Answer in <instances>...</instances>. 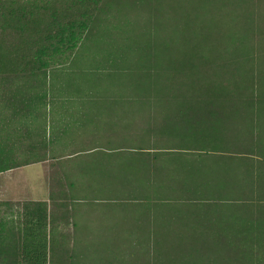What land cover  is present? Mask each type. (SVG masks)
Returning <instances> with one entry per match:
<instances>
[{
  "label": "trees",
  "instance_id": "1",
  "mask_svg": "<svg viewBox=\"0 0 264 264\" xmlns=\"http://www.w3.org/2000/svg\"><path fill=\"white\" fill-rule=\"evenodd\" d=\"M89 43L105 44L101 64L113 59L111 66L118 67L123 60L127 69L121 67L128 77L143 66L145 73L155 69V75L148 74L142 81L134 76L122 81L117 77L120 71L92 72L85 78L96 81L88 88L114 94L118 105L122 98L129 106L152 109L145 119L151 133L167 140L170 136V143L178 145L165 153L168 163L152 169L147 161L141 163L139 153L118 172L130 194L127 198H134L141 187L156 193L160 200L156 205L162 209L167 205L169 226L175 224L169 236L187 237L184 230L197 232L195 224L189 226L192 222L208 228L217 224L220 239L237 236L231 242L235 255L222 262L209 260L212 264H264V209L246 218L235 213L250 201L243 199L245 193L264 191V161L248 156L222 160L219 157L229 155L212 153V148L244 137L251 151L258 139L264 140V0H0V73L5 76L13 72L36 81L55 60L68 61ZM67 81L62 89L58 84L63 99L69 93H85L83 84ZM31 99H19V108L31 107ZM97 103L95 108L100 106ZM42 133L45 144V128ZM18 149L15 143L1 144L0 172L43 160L30 149L18 157ZM185 156L195 159L185 162ZM151 177V184H156L148 188L144 185ZM179 188L181 196L175 195ZM198 189L203 190L204 200L184 202L187 192ZM22 204L41 209L47 202ZM224 208L231 213H224ZM178 224L189 227L183 230ZM29 228L32 239L22 245L21 264H47L48 247L35 239L37 229ZM172 237V248L184 246L185 252L193 249L197 254L182 264H202L199 252L209 258L206 245L205 250L198 246L201 239L170 243ZM181 254L169 256V264H176Z\"/></svg>",
  "mask_w": 264,
  "mask_h": 264
},
{
  "label": "rangeland",
  "instance_id": "2",
  "mask_svg": "<svg viewBox=\"0 0 264 264\" xmlns=\"http://www.w3.org/2000/svg\"><path fill=\"white\" fill-rule=\"evenodd\" d=\"M104 47L105 44L103 43L86 44L70 60L64 62L55 60L51 63L49 69L43 70L36 81L33 78L20 76V74L13 72H7L6 76L2 72L0 73V147L1 144L10 145V143H15L19 147L17 156L19 154L22 155L23 152L25 154L30 149L29 151L34 150L35 153H39L38 156L43 158L41 162L51 163L52 160H55L58 164H61V169L59 171L56 169L57 172L55 174L51 172L50 176L51 187L53 190L56 188L55 195L52 194L49 201H45L47 205L42 206L41 209L38 205L24 207L25 204H22L29 201H42L32 200L33 198L38 199L44 196L45 186L48 181L45 183L43 176L39 173L42 169L40 163L18 169L14 173L16 183L12 178L6 181L4 175L0 176L2 177L0 180L1 187L7 184L13 187L21 185L20 187L23 191L20 194L27 198L26 200L15 199L10 201L0 199V264H21L22 245L32 239V237H28L30 236L29 226L37 229V238L35 239L48 247L49 259L47 264H149V262L150 264H169V256H177L176 254L178 253H184L181 254L183 257L178 258L176 261V264H182L185 259L190 258L189 256L197 255L194 254L195 251L193 249L187 253L183 250L184 246L172 248L173 244L169 245V238L172 237L169 234H173V231L169 229H172L175 224L171 223L172 225L169 226V208L167 205H165L167 211H165V208L162 209L161 205L156 207L155 214L161 220L157 219V222L152 223L153 226L145 227V231L141 230L143 227H139L138 223L133 221V219L125 222L123 213H113L112 217L110 216L107 219H103L100 217L101 213H97V217L92 216L90 219V216L94 213L91 209L96 210L99 208L92 207L90 204H146L151 202L157 204L160 200L156 199V193L154 192L150 194L146 192L145 195H139L141 187L137 190L138 193L136 192L135 195L133 193L134 198L130 199L127 198L130 194L120 198L118 196L109 198L92 194L86 198H73L71 195L70 189L72 185L70 184V179L78 177L82 182H88V175L84 172H79V167L86 162H89L88 166L90 165L94 176L102 178L101 175L94 171V168L95 170L97 168V164L93 167V163L100 158L105 159L107 157L113 162L110 166L115 169L118 167L125 170L126 164L140 153L141 163L145 160L150 163L149 165L153 169L161 163H168L169 156L165 153H169L174 146H178L174 141L170 143V140H172L170 136L169 140H167L164 139V136L157 138L158 136L151 133L152 126L145 119L147 113L153 112L152 109H149V111L142 107L129 106V104L124 103L125 101L122 98L120 100L123 103L118 105V99L114 98V94L105 93L106 91H97L94 87L88 88L92 85L90 84L91 81L96 82L94 78H85L86 74L91 75L92 72L103 74L111 71H120L122 75L117 77H121L122 81L125 78L129 80L133 76L135 79L142 81L146 79L148 74L152 73L151 75H155V69H149L145 73L147 68L143 66L137 75H129L128 77V75H125L123 67H121L125 64L123 60L118 61L121 64L118 67L111 66L113 59L107 60L106 65L101 64V53ZM97 61H100V63ZM70 79L80 82L87 89L83 94L69 93L70 96L63 99L58 84L61 88L62 82L65 81L66 84L67 80ZM45 90L47 94L44 97ZM27 97H32L31 101L33 102L30 103L32 106H21L19 108L20 100ZM67 101H74L75 103H66ZM91 102L94 107H91ZM96 102H98V106L100 104V109L99 107L95 108L94 103ZM84 104L89 106L86 109L91 110L87 117L88 120L86 119V126L82 124V121L76 120H72L71 122L74 123H71L70 127L63 130L62 127L64 126L58 124V122L56 127L54 126V121H56L57 117L59 119L63 118L61 115L64 114L65 110L81 109L82 107L80 106ZM27 108L31 109L26 111ZM83 114L86 113L83 112ZM76 124L81 128H77L70 134L71 141L68 140L70 146L67 147V145L62 143L59 145L53 144L52 140H57L55 132L62 130L63 136V132L68 134L74 126L76 127ZM44 128L47 145L46 143L44 144L42 137ZM41 130L43 131L41 132ZM14 131L22 133L21 138L15 135L16 133H13L14 135L11 134ZM34 133H40L41 136L38 137ZM34 136H37V138H34ZM253 139L256 140V138ZM258 140L256 142L258 145H255L252 151L251 146L247 145L248 139L244 137L234 144L227 142L217 148H212V153H220L219 156L223 154L229 155L227 157H219L222 160L248 156V158L255 161H264V155L261 154V147L259 146L262 138ZM262 141L264 142V140ZM165 143H169V145ZM260 145H262V142ZM239 148L240 150H238ZM163 154H165V157H163ZM118 157L124 158L126 164L122 165L123 162H117ZM183 158L185 162L186 159H195L194 156H185ZM171 177L172 175L169 173V178L167 179H171ZM64 179H67L66 183ZM164 179L167 181L166 177ZM53 181H56L55 185H53ZM151 182L152 177L149 183L144 186L150 188V186L156 184V181H153V184ZM173 187L177 188V186ZM142 190L145 191L147 188ZM258 191L256 189L245 193L243 199H249L250 201L236 211V215L240 214V216L246 218L249 217L248 215L258 214L260 210L264 209V191L260 192V194ZM175 195L181 196L182 189L179 188ZM142 196H145L144 201H141ZM249 196H254V198L251 200ZM185 197L183 200L186 203H191L193 200L202 201L204 200L203 190L198 189L194 193L187 192ZM167 201L169 202V199ZM71 204H89V206L79 207L77 211L72 212L73 210H71V212L65 213L66 218H63L65 215L62 210H60V213L55 212L56 208L61 209L64 207H68L67 211H70ZM162 212L166 214V217H162ZM224 213L228 214L231 212L228 211V208H224ZM1 222L4 224L1 225ZM191 224L189 226L192 227L195 224L199 228L195 232L196 234L192 233V231L184 230V228L187 229L189 226H180L178 224V228L183 227L184 234L188 236H173L170 243H184L188 239H191L190 241L201 239L202 243L198 244V246L205 250L204 245H206L210 254L207 259L203 255L205 252H199L202 264H212L209 260L222 262L225 257H233L235 255V244L231 242L236 241L237 236L231 235L229 240L220 239L222 237L218 234L219 227L217 224L210 228L196 222ZM33 232L35 231L32 230ZM161 247L165 248L162 253L159 251ZM162 255L165 257H162Z\"/></svg>",
  "mask_w": 264,
  "mask_h": 264
},
{
  "label": "crops",
  "instance_id": "3",
  "mask_svg": "<svg viewBox=\"0 0 264 264\" xmlns=\"http://www.w3.org/2000/svg\"><path fill=\"white\" fill-rule=\"evenodd\" d=\"M83 112H85L86 114H83ZM91 110L90 109H67L65 110L64 114L61 115L63 118L57 117L56 121H54L55 123V127L58 124H61L62 126V130L64 128L70 127L72 120H76V121H82V124H84L86 126V121L88 120V114H90ZM87 119V120H86ZM64 123V124H62ZM80 126H78L76 124V127L74 126L72 128L71 132H68V134L65 132H63V136H62V130H59L56 133L57 135V140H52L53 144H60L62 143L63 145H67L70 146V142L68 140L71 141L70 138V134L73 133V131H75L77 128H79ZM88 127V126H87ZM81 128V127H80ZM86 128V127H85ZM65 134V135H64ZM52 143V142H51ZM48 161V160H47ZM117 162H123L122 165L126 164V160L124 161V158H117ZM40 163L41 164V170L39 171V173H41V175L43 176V180L46 183V190L45 193L43 194L44 196H41V198L35 199L33 198L32 200H42V201H49V199L51 198L52 194L55 195V189H52L51 187V172L52 174H55L57 171H59L61 169V164H58V162H56L55 160H52V165L49 162L46 161H40V162H36L33 164H29L27 166L24 167H28L34 164ZM48 163V164H47ZM113 163L110 159H107V157H105V159L100 158L98 159V161H95V163H93V167L95 164H97V168L94 171L101 175V177H97L94 176L92 169L90 168V165L88 166L89 162H86L85 164L81 165L79 167V172H84L86 173L88 176V182H82L81 180H79L80 178L75 177L74 179H70V184L72 185L70 192H72V196L73 198H86L87 196L92 195H96V196H103V197H115L118 196V198L126 196V186L124 184V177H119L118 172L120 170H123V168L119 169L117 167V169H115L114 167L110 166V164ZM21 168V167H20ZM20 168H14L11 170H7L4 172H0V176H5V180L8 181L9 179H14L15 183H16V177L14 176V173L20 169ZM23 168V167H22ZM51 169H53L51 171ZM56 169H58L56 171ZM99 171V172H98ZM50 172V173H49ZM2 177H0L1 180ZM59 180V178H58ZM67 179H64V182L66 183ZM20 181V180H19ZM56 181H53V185H55ZM63 183V181H62ZM64 184V183H63ZM8 185V186H7ZM4 187H1L0 189V199H5V200H15V199H23L26 200L27 198H24L20 193L23 191L21 189V185H17V186H10L9 184H7ZM44 187V186H43ZM55 187V186H54ZM57 187V185H56ZM44 189V188H43ZM139 190V189H138ZM142 190L140 189L139 191V195H145L146 192L153 193L150 190ZM138 193V192H137ZM70 195V197H71ZM29 197V196H27ZM143 198L145 196H142ZM147 198V197H146ZM30 200V199H28ZM72 205V206H71ZM70 205V211L68 210V207H64V208H56L55 212L60 213V210H62V212L64 213H69L71 212V210L77 211L78 208L80 207H87L89 206V204H78V205ZM92 205V207H99L96 210L91 209L92 212H94L91 216H96L97 217V213H101V216L103 219H107L110 218V216L113 213H123V217L125 222L126 221H130L133 219V221H136L138 223L139 227H150L153 226L152 223L157 222V219L159 220V218L157 217V215L155 214L156 212V207L158 205H156L155 203H146V204H123V203H109V204H90ZM67 208V209H66ZM73 208V209H71ZM162 208V207H161ZM167 211V209L165 210ZM142 213V214H141ZM57 217H59L57 215ZM67 216L65 215L63 218H66ZM112 217V216H111Z\"/></svg>",
  "mask_w": 264,
  "mask_h": 264
}]
</instances>
